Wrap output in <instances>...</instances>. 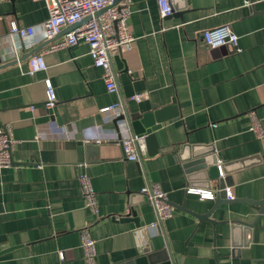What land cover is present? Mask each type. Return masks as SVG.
I'll list each match as a JSON object with an SVG mask.
<instances>
[{"label": "crops", "instance_id": "crops-1", "mask_svg": "<svg viewBox=\"0 0 264 264\" xmlns=\"http://www.w3.org/2000/svg\"><path fill=\"white\" fill-rule=\"evenodd\" d=\"M130 2L135 38L117 59L118 51L110 56L116 92L106 90L83 41L45 53L46 68L32 76L27 59L0 68V126L10 124L16 139V164L0 168V264H85L83 229L95 240L96 264H125L150 247L158 260L168 253L172 264H264V210L257 205L222 204L209 217L220 221L215 225L181 206L204 213L214 203L187 192L215 188L193 183L181 160L208 150L233 198H264V0H170L172 13L164 18L156 0ZM47 15L41 0H0V42L11 43L12 22L28 26ZM222 25L238 35L239 50L205 45L203 31ZM9 49L2 62L15 59ZM44 78L56 94L50 110ZM115 102L139 113L176 106L178 116L155 131L154 154L146 149L129 161L115 142H93L97 127L115 129L113 117L100 112ZM250 111L262 137L251 128ZM217 165L207 168L212 178ZM79 172L91 180L97 213L85 206ZM146 183H157L173 205L158 229L143 228L154 220L139 192ZM238 221L254 223L249 234L231 229Z\"/></svg>", "mask_w": 264, "mask_h": 264}, {"label": "built area", "instance_id": "built-area-1", "mask_svg": "<svg viewBox=\"0 0 264 264\" xmlns=\"http://www.w3.org/2000/svg\"><path fill=\"white\" fill-rule=\"evenodd\" d=\"M47 9V18L39 23L18 26L15 23L10 24L7 37L10 38V49L8 54L12 53L15 60L19 59L18 52L29 50L38 42L52 40L45 48L32 54L27 58L26 73L30 76L37 71L44 70L46 64L44 54L59 49L71 47L83 41L88 46V55L94 66L101 68L106 90L109 93L116 92V83L114 81L110 63V56L118 49H125L130 46L134 36L129 30L127 23L130 14V0H120L113 3L114 0H41ZM159 8V15L164 18L172 13L170 0H156ZM104 9L98 15L95 13ZM85 21L75 25L68 31L59 36L63 29H66L82 19ZM56 38V39H55ZM202 39L209 48L230 47L238 49V35L228 26L222 25L212 29H207L202 33ZM45 87L44 106L46 109H52L56 94L52 82L49 78L43 80ZM142 95H133L130 99L139 100ZM101 113H108L117 117L123 112L120 102H115L100 108ZM252 120L251 128L255 130L257 136L262 137L263 131L259 127L253 111H250ZM118 128L108 132L103 128L97 127V135L93 142L100 144L104 142H115L122 150L126 160L136 161L146 152L144 136H137L129 131L124 120H116ZM56 131L66 134L64 127L55 126ZM16 143L12 135L10 124L0 126V168L8 167L11 163V149ZM218 176H223L221 165H217ZM77 180L81 189L85 206L92 212L97 213L96 192L92 186L89 176L84 172H79ZM226 197L233 198L228 187L224 188ZM139 192L147 198L153 212L154 220L143 226L144 229H158L162 222L169 218L173 213V207L167 200L166 193L157 183H146ZM187 192L197 194L201 199H214V191L198 188H188ZM80 247L82 249L83 260L85 264H96L95 240L86 230L80 231ZM61 255V253H60Z\"/></svg>", "mask_w": 264, "mask_h": 264}, {"label": "water", "instance_id": "water-1", "mask_svg": "<svg viewBox=\"0 0 264 264\" xmlns=\"http://www.w3.org/2000/svg\"><path fill=\"white\" fill-rule=\"evenodd\" d=\"M13 1V0H11ZM120 0H114V4L119 2ZM177 8V7H176ZM104 9H101L95 13V15H98L101 13ZM177 10L181 12L183 10V7H178ZM180 16V15H179ZM87 18L82 19L78 23L64 29V31H61L60 34L68 31L75 25L80 24L81 22L85 21ZM59 34V35H60ZM11 43L7 42H0V68L12 63H15L17 61H22L24 59H27L29 56L34 54V52L37 50V48L29 50L25 52L21 57H19L18 60H13V61H8V62H2L4 54L7 52L8 47H10ZM121 50L118 49V53L114 55V59H117L120 56ZM178 116L176 106L175 105H168L159 109H155L152 111H147L144 113H139V112H128L126 108H124L123 112L119 114L117 117L113 119V123L115 125V128H118L116 124V120H124L127 123L128 128L131 130V132L137 136H144V142L146 145V149L148 151V154L152 155L156 152V140H155V131L159 129L162 125V122L170 119V118H176ZM213 150H208L207 152H199V153H192L191 152L187 155V157H183L182 162H183V167L185 168V172L188 173V178H190L193 183L197 182V184H201L207 188H211V186H214V203L213 205L204 213H196L194 211H191L189 209H186L184 205H181L182 208L189 213L193 214L196 216L198 219L201 220H208L211 222L212 225H215L216 223L220 221L216 220H211L209 217L212 214V212L220 207L222 204L230 203V202H247L250 204H255L259 207V213H261L264 210V198L262 199H250L247 197H242V198H231L228 199L226 197V191L225 187L230 186L231 182L227 178V176H218L215 178L210 177L207 174V168H209L211 165H217L218 159L212 155ZM208 157H205L207 156ZM181 157V156H180ZM140 159V158H139ZM138 159V160H139ZM12 164L13 163L11 159ZM138 165L139 161L137 162ZM170 205L173 207V205L170 203ZM133 216L134 213H133ZM127 218V217H124ZM136 227L140 226L139 221L136 219L134 220ZM237 225H232L231 229H235V231L242 232L246 235L247 233L249 234L250 228L253 226V222H243V221H238ZM246 243V241L244 240ZM151 248V247H150ZM150 248H145V249H140L138 250L139 255L130 260L127 261L125 264H172L171 262V257L167 253L164 255L161 254L160 259H156L155 256H153L152 252L150 251ZM2 253V252H0Z\"/></svg>", "mask_w": 264, "mask_h": 264}]
</instances>
